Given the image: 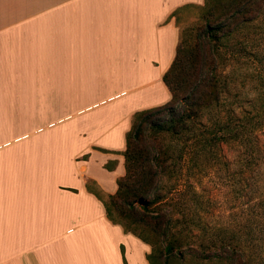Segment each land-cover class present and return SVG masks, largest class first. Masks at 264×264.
Instances as JSON below:
<instances>
[{
    "label": "crops",
    "instance_id": "0c3cea01",
    "mask_svg": "<svg viewBox=\"0 0 264 264\" xmlns=\"http://www.w3.org/2000/svg\"><path fill=\"white\" fill-rule=\"evenodd\" d=\"M202 1L0 0V264H150L103 200Z\"/></svg>",
    "mask_w": 264,
    "mask_h": 264
},
{
    "label": "trees",
    "instance_id": "16d2710c",
    "mask_svg": "<svg viewBox=\"0 0 264 264\" xmlns=\"http://www.w3.org/2000/svg\"><path fill=\"white\" fill-rule=\"evenodd\" d=\"M200 15L195 25L194 44L183 49L178 43L174 59L162 76L170 99L133 114L122 152L124 174L117 179L116 191L103 200L106 217L112 223L150 244L151 251L146 254L150 264H156L160 252L142 232L148 230L167 238L171 229V221L160 206L162 194L157 191L159 175L165 172L170 157L169 146L156 137L149 138L150 128L178 135L186 132L193 122L200 123L199 118L215 108L210 111L223 116H218L212 127L204 128L201 135L212 137L218 143L235 144L238 148L245 139H250L258 156L240 153L243 157L239 162L243 165L244 159L250 160L249 172L254 159L256 163H264V124L253 123L256 117L264 118V91L259 92L258 98L262 97L258 104L248 108L237 100L228 101L230 91L243 82L240 80L232 87L226 70L231 63L241 61L255 34L264 39V0H204ZM241 241L237 237L230 243L219 242L218 247L223 252L230 251L228 258L233 259L239 253L237 248L242 247ZM181 243L179 237L172 236L163 248L165 255L170 257ZM122 257L127 264L123 247Z\"/></svg>",
    "mask_w": 264,
    "mask_h": 264
},
{
    "label": "rangeland",
    "instance_id": "374dc122",
    "mask_svg": "<svg viewBox=\"0 0 264 264\" xmlns=\"http://www.w3.org/2000/svg\"><path fill=\"white\" fill-rule=\"evenodd\" d=\"M203 3L204 0L187 4L174 16L179 28L178 43L183 49L194 44L195 25L200 21ZM243 55L242 62L226 67L232 87L243 82L230 91L228 101L237 100L248 108L264 97L258 98L259 92L264 91V39L255 34ZM214 109L201 116L200 123L193 122L178 135L161 129L147 131L149 138L168 144L170 151L157 187L162 194L161 209L171 221L170 232L167 238L148 230L142 232L160 252L156 264H264V163L254 159L249 172L250 160L244 159L243 165L239 162L243 154L258 156L250 139L238 148L201 135L204 128L212 127V122L223 116L210 111ZM253 123L263 125L264 118L256 117ZM172 236L179 237L182 245L168 257L163 248ZM237 237L243 248L238 247L239 253L228 258L230 251L223 252L219 242L230 243Z\"/></svg>",
    "mask_w": 264,
    "mask_h": 264
}]
</instances>
